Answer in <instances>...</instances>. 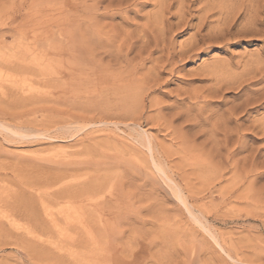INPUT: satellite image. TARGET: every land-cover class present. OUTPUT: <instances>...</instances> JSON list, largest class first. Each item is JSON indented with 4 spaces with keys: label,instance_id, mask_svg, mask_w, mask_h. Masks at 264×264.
<instances>
[{
    "label": "rangeland",
    "instance_id": "1",
    "mask_svg": "<svg viewBox=\"0 0 264 264\" xmlns=\"http://www.w3.org/2000/svg\"><path fill=\"white\" fill-rule=\"evenodd\" d=\"M11 1L0 0V47L15 33L9 22ZM72 1L44 0L38 16L47 22L50 14L67 12ZM132 8L105 20L108 28L126 37L141 36L150 26L173 56L167 63V50L159 47L151 61L135 60L142 65L135 73L139 84L128 87L134 97L113 94L117 91L107 96L112 104L143 99L137 102L141 108L130 105L128 115H137V122L126 114L125 120L112 119L120 123L117 128L100 124L108 119L104 110L74 107L88 94L76 98L45 86L38 81L45 77L40 69L34 76H19L18 88L2 83L0 264H79L71 256L75 224L61 211L84 200L93 215L88 233L82 231L89 239L81 250L90 252L84 264H264V133L254 129L264 123V0H138ZM124 35H119L121 43ZM133 63L124 65V76ZM148 80L151 85L142 86ZM244 102L247 110L236 118L245 137L239 140L234 133L226 147L214 145L226 124L235 127V118L227 120L225 112L236 107L240 113ZM139 135L151 143L167 180L150 165L147 150V157H134L152 167L156 185L143 177L133 180L124 165L112 166L122 149L134 152L133 146H140ZM226 148L235 151L234 159L227 158ZM252 153L259 155L260 170L249 181L244 167L256 157ZM84 160L94 165L83 168ZM252 180L254 187L248 186ZM172 184L183 192L185 204Z\"/></svg>",
    "mask_w": 264,
    "mask_h": 264
},
{
    "label": "bare ground",
    "instance_id": "2",
    "mask_svg": "<svg viewBox=\"0 0 264 264\" xmlns=\"http://www.w3.org/2000/svg\"><path fill=\"white\" fill-rule=\"evenodd\" d=\"M12 1H11L12 4H10L11 7H10L9 22H10V28L16 33V35L14 36L15 33H13V35L11 36V41L8 44L5 43L2 47H0V87H1L3 82H7L10 84L12 83L13 85H15L14 87H17L19 84H17L16 81H18V82L20 81V79L18 78L19 76H21L22 74H25V73H27V74L31 73L30 75L34 76V72L36 70L38 71L40 69L43 72V76H45L43 79L38 80L40 83H43L45 86H52L55 89L60 90L62 92H65L66 94H70L72 96H75L76 98H77V96H80V95L82 96L84 94L85 95L88 94L87 99H85V100L82 99L83 101H77V102L73 103L74 107H77V108H80L83 110L84 109H88V110L98 109V111H100L99 110V108H100L107 113L105 116L108 119H107V121H101L99 123L104 124V125H109V126L113 125L116 128H117V125H119L120 123H118L114 120L123 119V118L125 120V117L127 119V117L129 116L128 114L130 113V111H132L131 109L135 105H137L139 107V104L143 103V99L141 101V99L138 98L139 97L138 95H137L138 96L137 98L140 99L139 104L137 103L139 101H135V103L134 102L130 103L128 101L129 104L128 103L123 104L122 101L119 102V100L118 101L115 100L116 102L114 104H112L111 101L109 102L107 100L108 99L107 96H109L111 94V92H113V91H117L116 93L114 92L113 94L127 93L130 90V89L128 90L129 86H132V88H133V85L138 83V80L135 77V73L139 69V67L142 65V64L138 65L137 63H139V62L144 63L146 61H151L153 54L155 52H157L158 49H160L159 47H161L160 41L158 40V38L156 37V35L154 33L155 31L150 26H147V28L144 27L142 29L143 34L141 33L142 34L141 36L140 35L138 36L137 33L136 34L135 33H132V34L125 33V34H127L125 37V35L123 34L124 38H126V39H123V41L121 43V41L119 40V37L121 36V33H118L119 30L117 29L118 31H116L115 27H111V29H109L110 26L107 25L108 21L105 22V20L109 19L112 21L117 16H121L124 11H126L125 13L130 12L133 9L132 7L136 8L138 6V0H73L72 3L70 4V6H67V8H68L67 12L61 11L62 13L57 14V16H55L56 14H54V15L50 14V16H52V18L51 17L48 18L47 20H49V21H47V22H44L41 19L42 15L38 16L41 11H40V9L37 10L38 5L42 6V5L46 4L44 2V0H12ZM165 2H163V3H165ZM161 3H162V1H161ZM165 4H167V3H165ZM165 4H164V6H165ZM130 8H131V10L129 11ZM162 8H163V6H162ZM63 10H65V9H63ZM160 10H161V8H160ZM160 15L162 18L164 17V10L160 11ZM54 16L56 18H53ZM20 20H21V22H23V20H24L25 23H20L19 22ZM157 21H158V17L153 21V24L157 23ZM36 26H39V28H35ZM108 26H109V28H108ZM57 28L58 29L60 28V29L56 30L58 33V36L56 38L55 29H57ZM107 28L109 30H107ZM10 35H11V33H10ZM123 35L121 36V38H123ZM14 37H16V38H14ZM162 41H163V39L161 40V42ZM39 42H46V43H44L45 45L42 44V47H41L39 45ZM164 42H165V40L162 43L164 44ZM163 48L161 49V51L163 53L166 52V50H167L168 59L166 61L168 63V62H170V59L173 56L170 57L172 55V53H171L170 49H168L165 45H163ZM188 53H189V51H183L182 52L183 55H188ZM131 55H133V56L131 57ZM186 58H187V56H186ZM189 59H191V57ZM135 60H140V61L136 62ZM134 61L136 62V64L138 66L136 64H135L136 66L134 65V63H135ZM132 63L134 65L133 68L128 70L126 76H124V74L122 73V72H124V70H123L125 68L124 65L131 66ZM159 67H164V66H162V64H161V66H159ZM155 68L156 67H154V69ZM24 77H23V79H26L27 75H25ZM31 79H32V77H31ZM149 80H148V82L146 81L147 83L146 82H145V84L143 83L142 86L143 85H145V86L151 85V83H149ZM26 82H29V81L27 80ZM140 82H141V80H140ZM142 86H140V87L142 88ZM138 89H137V92L139 91ZM143 89H144L143 90L144 92H142V93L145 94L146 89L144 87H143ZM140 91L138 92L139 95L141 94ZM127 94H128L127 95L128 97H130V96L134 97V95H135L134 93L131 94V91L128 92ZM141 96H143V95L141 94L140 97ZM128 97L126 98V100L127 99L130 100V98H128ZM121 98H124V97H121ZM75 100H77V99H75ZM126 100L124 98V101H126ZM244 100H246V99L244 98ZM248 100H249V98L246 100V102ZM131 101H132V99H131ZM246 102H244V104H242V106L244 105L245 108L243 107L244 109H242L243 111L240 110L239 111L240 113H238V110L236 107H235L236 109L233 108L234 110L231 107V109H229V110H231L230 112H228L229 110L225 112L226 113L225 116L227 117L226 119L230 121L231 118L232 119L235 118L234 121L236 124H235L234 129L230 130V129H228L226 122L222 123V124H226L225 126L227 128L225 127L224 130L221 131V134L218 132L220 134L219 135L220 137H218L219 141H217L218 142L217 143L215 140L216 143L214 142V145L215 144H218V146L222 145V148H223V144L225 146L229 142L231 136H233L234 133H236L235 135L239 136V140H241L242 138L245 137V135L242 134V131L244 129L242 128L241 124H238L239 119L236 117H239L238 115H240L241 112L242 113L246 112V110H247L246 106H245ZM250 102H251V100H250ZM256 103H254V105ZM132 104H134L133 107L130 106ZM141 104H140V108L142 106ZM113 108L116 110L114 111ZM134 109L136 110V108H134ZM136 111H135V113H137ZM96 113H97V111H96ZM126 114L128 116H126ZM131 114H132V112H131ZM139 115H140V113L138 114V116ZM130 116H129L130 120H132L134 123L137 122V120H136L137 118H135V117H137V115H135V114L133 115V116H135L134 117L135 119L132 116L131 117ZM131 118H133V119H131ZM102 119L104 120V118H102ZM112 119H114V120L112 121ZM226 119H225V121H226ZM229 123H231V122H229ZM168 126H171V124ZM215 126L217 127V125H215ZM219 127H220L219 129H221V125ZM222 127H223V125H222ZM169 129H170V127H169ZM212 129H211V132L213 131ZM254 129H258L260 132L264 133V123L263 122L259 123V125H257ZM183 132L184 131L182 130V133ZM214 133L215 132H213L212 134H214ZM177 134H178V132H177ZM180 134H181V131H180ZM138 138H139L138 142L140 145L139 147H141V148H139V147L136 148L135 146H133L134 152L133 151L130 152V150H128V149H126V150L122 149L120 154H118V156L115 157L116 159H114L111 164H112V166L124 165L123 168H125L127 173H129L130 176H132L133 180L134 179L136 180L137 177L138 178L143 177V178H145V180H149L151 182L150 184L156 185L157 182L155 179H153L154 178V176H153L154 172H152L153 171L152 167L147 166L146 164L140 163L139 158L134 157V155H140V154L143 155V157L146 156L147 154H146L145 150L149 151L152 154L151 143L145 141L144 137L141 135H139ZM180 138H178V140ZM211 138L213 139L214 135ZM239 140L237 138V142ZM183 144H184V142H183ZM183 144H181V146L180 145L179 146L182 147ZM188 144L189 143H187L185 145L187 146ZM185 145H183V146H185ZM233 145L236 146V144H233ZM219 148H221V147H219ZM227 149L228 148H226L227 158L228 159L232 158L233 155H235V151H233V150L231 151L230 150L231 148L229 150H227ZM233 149H234V147H233ZM220 151H222V150H220ZM252 154H251V157L253 155H255V153L253 155ZM129 156H130V158H129ZM150 156H151V159L153 160L152 163H150V165L153 164V167L156 169L155 170L156 173L157 172L160 173L161 176L164 175L163 177H165L167 180L168 179L167 175H165L161 171V169L158 167V164L156 163L153 154ZM258 156L254 157V158L252 157L253 159L251 158L252 160L251 161L249 160L250 162L246 161L248 165H246L245 163L243 164L244 166L245 165L247 166V167L246 166L245 167L243 166V167L248 169L245 173L246 174V177H245L246 180L250 178V176H249L250 174H252V173L254 174L257 171L258 165L260 163V162L259 163L257 162ZM260 158H258V159H260ZM233 159H234V157H233ZM246 160H247V158H246ZM83 162H81V164L79 163L81 166H83V168H85V166L89 167L91 165H94V164H92V162H90V160H86V161L84 160ZM78 167H79V165H78ZM78 167H76V168L78 169ZM238 167H239V165L234 166L233 170L237 171ZM262 168H264V164H263ZM79 169H82V168H79ZM230 169H232V168L230 167ZM221 171H223V170H221ZM222 173H224V172H222ZM256 173L258 174V172H256ZM253 174H252V176H253ZM217 176L222 177V179L225 178L223 175L221 176V175L217 174ZM220 177H219V180L221 179ZM216 178H218V177H216ZM254 179H255V177L253 178V180ZM169 180H171V179H169ZM253 180H252V182L249 183L248 186H250L252 183L255 182ZM249 181H250V179H249ZM240 184H242V183L240 182ZM170 185H171V183H170ZM236 185L239 186V183H237ZM62 186L64 188V185H62ZM65 186H66V184H65ZM172 186H173V184H172ZM251 186L254 187L253 185H251ZM66 187H68V186H66ZM248 188L250 189V187H248ZM171 189H172V192L174 193V195L176 196V198L181 203L185 204L186 203L184 200L185 197L183 195V192H181L180 188L177 186H173ZM221 194H223V192ZM223 195H222V198H223ZM87 204H88V202H86L85 200H84V202L83 201L82 202H76V203L74 202L73 205H71V206L69 205L67 207V209L62 208L63 210L62 211L60 210L62 212V214L65 216V219L70 220V221L74 222V224H75V232H76L74 235L75 236L74 237L75 250L72 251L71 256L79 264H84V260L86 259L85 257L90 253V252L87 253V252H84L81 250V249L85 248L84 245L89 239L87 236H86L87 238H85L83 236L84 233L82 234V231H84L85 233L86 232L88 233V231H87L88 230V221H90L89 219L91 218V216H93V215H90V213L87 211V208H86ZM43 207L45 208V211L47 213L48 218L51 221H54L53 212H50L49 208L46 207V205H43ZM91 264H93V263H91Z\"/></svg>",
    "mask_w": 264,
    "mask_h": 264
}]
</instances>
